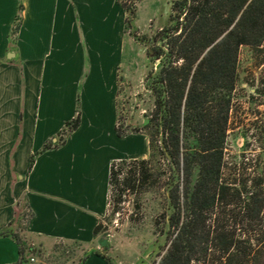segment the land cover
I'll return each instance as SVG.
<instances>
[{
    "label": "crops",
    "instance_id": "0c3cea01",
    "mask_svg": "<svg viewBox=\"0 0 264 264\" xmlns=\"http://www.w3.org/2000/svg\"><path fill=\"white\" fill-rule=\"evenodd\" d=\"M22 2L11 45L20 0H0V231L25 201L34 213L26 232L33 244L85 248L84 264H108L95 229L109 210L111 164L151 151L146 134L116 131L121 84L137 63L127 51L134 42L127 12L118 0ZM79 102L81 125L65 144L40 153ZM19 258L17 242L1 237L0 264Z\"/></svg>",
    "mask_w": 264,
    "mask_h": 264
},
{
    "label": "trees",
    "instance_id": "16d2710c",
    "mask_svg": "<svg viewBox=\"0 0 264 264\" xmlns=\"http://www.w3.org/2000/svg\"><path fill=\"white\" fill-rule=\"evenodd\" d=\"M118 1L131 33L138 0ZM23 10L20 0L11 45ZM133 36L156 64L146 77L153 106L135 127L119 114L116 131L120 137L146 134L151 151L148 158L112 162L110 202L118 204L124 193L166 176L162 186L168 206L161 232L168 245L159 264H264V172H248L253 162L245 158L233 167L226 159L240 51L244 45H264V0H174L169 24L153 35ZM80 125L79 102L76 116L40 153L65 144ZM25 209H17L0 231V238L11 237L19 246L14 264H22L34 251L26 237L34 213L27 204ZM102 228L103 221L96 236ZM97 253L113 264L103 251Z\"/></svg>",
    "mask_w": 264,
    "mask_h": 264
},
{
    "label": "rangeland",
    "instance_id": "374dc122",
    "mask_svg": "<svg viewBox=\"0 0 264 264\" xmlns=\"http://www.w3.org/2000/svg\"><path fill=\"white\" fill-rule=\"evenodd\" d=\"M173 1L138 0V14L130 35L150 36L169 24ZM127 51L137 63L129 83L123 81L121 84L119 114L125 123L135 127L144 122L153 106L152 94L146 88V77L156 64L149 58L146 46L135 37L134 42L127 43ZM226 151L229 167L245 158L247 162H253L248 172L255 169L264 172V45L260 49L247 45L241 47L239 80L229 120ZM165 177L162 176L156 184L138 187L134 193H124L118 204L110 202L109 210L101 220L103 228L99 238L106 239L100 249L113 264H159L160 254L168 245L167 237L161 232L168 206L162 186ZM18 206L21 211H27L25 201ZM29 242L34 247V251L27 255L30 259L35 258L32 264H80L87 252L85 248L63 243L49 249Z\"/></svg>",
    "mask_w": 264,
    "mask_h": 264
},
{
    "label": "built area",
    "instance_id": "2783aa9c",
    "mask_svg": "<svg viewBox=\"0 0 264 264\" xmlns=\"http://www.w3.org/2000/svg\"><path fill=\"white\" fill-rule=\"evenodd\" d=\"M125 1H129V2H130L131 0H125ZM31 260H32V261H35V258L32 257Z\"/></svg>",
    "mask_w": 264,
    "mask_h": 264
},
{
    "label": "water",
    "instance_id": "95a60500",
    "mask_svg": "<svg viewBox=\"0 0 264 264\" xmlns=\"http://www.w3.org/2000/svg\"><path fill=\"white\" fill-rule=\"evenodd\" d=\"M210 48H211V47H210ZM208 50H209V49H208ZM208 50H207V51H208ZM104 238H105V237H104ZM105 241H106V239L103 240L102 244H105Z\"/></svg>",
    "mask_w": 264,
    "mask_h": 264
}]
</instances>
